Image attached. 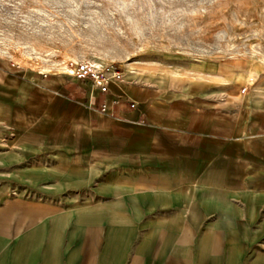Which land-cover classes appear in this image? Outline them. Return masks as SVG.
Listing matches in <instances>:
<instances>
[{
	"label": "crops",
	"instance_id": "0c3cea01",
	"mask_svg": "<svg viewBox=\"0 0 264 264\" xmlns=\"http://www.w3.org/2000/svg\"><path fill=\"white\" fill-rule=\"evenodd\" d=\"M132 73L0 86V264H264V88Z\"/></svg>",
	"mask_w": 264,
	"mask_h": 264
},
{
	"label": "rangeland",
	"instance_id": "374dc122",
	"mask_svg": "<svg viewBox=\"0 0 264 264\" xmlns=\"http://www.w3.org/2000/svg\"><path fill=\"white\" fill-rule=\"evenodd\" d=\"M81 61L133 73L198 64L264 88V0H0V86L25 70L86 94L71 74Z\"/></svg>",
	"mask_w": 264,
	"mask_h": 264
},
{
	"label": "built area",
	"instance_id": "2783aa9c",
	"mask_svg": "<svg viewBox=\"0 0 264 264\" xmlns=\"http://www.w3.org/2000/svg\"><path fill=\"white\" fill-rule=\"evenodd\" d=\"M71 74L79 81L89 83L101 96H106L112 84H117L124 77L121 65L110 63L106 65L95 62L81 61L71 69ZM245 90V89H244ZM101 111H105V103L99 105Z\"/></svg>",
	"mask_w": 264,
	"mask_h": 264
}]
</instances>
